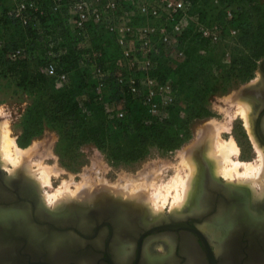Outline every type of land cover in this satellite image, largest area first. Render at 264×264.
<instances>
[{
  "label": "trees",
  "instance_id": "1",
  "mask_svg": "<svg viewBox=\"0 0 264 264\" xmlns=\"http://www.w3.org/2000/svg\"><path fill=\"white\" fill-rule=\"evenodd\" d=\"M241 1L245 6H235V0H216V3L214 0H191L192 13L197 14L201 21L199 5L211 3L218 7L216 23L224 33L226 26L231 25L234 29L244 27L253 14L258 16L261 0ZM227 9H230L232 14L230 21L226 20ZM54 22H57L60 28L53 27ZM0 24L2 27H8L10 24L19 23L9 19L1 11ZM263 25H257L253 31L243 30L239 39L231 42L227 70L224 75L213 77L210 82L202 80V74L206 68L210 69V65L219 64L222 54L218 51V43L201 38L190 26L181 38V46L185 52L184 61L174 67L159 64L152 72V76L160 81L171 78L174 93L181 90L185 94H193L196 102L188 117L180 118L175 111H170L168 117L163 119L146 116L145 108L129 93L123 91L127 115L125 120H116L87 92L89 88L94 90L96 80L90 83L81 75L78 83L74 82L72 77L75 72L81 69L84 75L83 70L86 67L79 64L84 52L76 48L78 39L71 36L61 18L50 16L42 21V27H46L43 38L47 41L54 40L56 33H61L63 37L66 54L55 61L57 71L68 76V83L62 88H51L47 92L49 83L43 73L29 71L26 62L22 60L23 56L9 59L6 57V51L0 50V69L17 77L20 88L38 92L44 89V92H41L44 99L34 103L26 111L17 144L25 148L32 139L40 136L44 128L50 129L57 133L55 150L61 165L65 167L75 164L78 156L80 157L77 151L86 145L101 150L110 162L145 161L149 156V148H156L161 152L175 151L191 138L194 120L210 116L206 107L208 96L227 92L230 83L238 85L252 79L258 62L264 58ZM22 28L25 39H35L39 36L37 30ZM48 36L51 39H48ZM90 41V48L86 49V52H100L99 65L103 66L110 50H113L115 59L119 58L120 50L114 39L94 36ZM89 55L91 57L92 54ZM106 85L119 89L114 82V73L106 77Z\"/></svg>",
  "mask_w": 264,
  "mask_h": 264
},
{
  "label": "rangeland",
  "instance_id": "2",
  "mask_svg": "<svg viewBox=\"0 0 264 264\" xmlns=\"http://www.w3.org/2000/svg\"><path fill=\"white\" fill-rule=\"evenodd\" d=\"M236 5L245 6L241 0H235V6ZM198 10L201 13V21L198 18L199 24L210 26L212 23L218 22V7H214L211 3H206L204 5H199ZM192 14L197 15L195 13ZM257 14L258 16H254L253 14V16L247 20L244 27H237L234 29L231 25L226 26V29L224 30V34L226 35L221 42H217L218 51L222 54L220 62L217 65H210V69L206 68L205 72L202 74V80L204 79L210 82L213 77L218 78L224 75L230 60L229 50L232 45L231 42L235 39H239L243 30L248 29L249 31H253L257 25L264 24V0H261V3H259ZM52 25L53 27H59L57 22H54ZM191 26L197 32L198 26H195L194 24ZM45 28L46 27H42L41 24L40 28L37 30V33L39 34L38 37L35 39H25L23 28L20 24H10L8 27H2L0 24V50H5L6 57L11 59L10 54L14 49L18 47L25 48L22 60L26 62L29 71H39L46 76L49 83L48 88L46 89H48L47 92H49V89H59L62 88L63 85L55 78H51L46 74V65L50 61H56L62 58L66 54V49L63 44L64 41L61 33H56L54 40L47 41L44 39ZM233 30L236 31L234 35L230 33ZM75 46L76 48L80 47L79 49L84 52L83 55L88 54L85 49L86 45L79 46L76 43ZM113 53V50H110L108 53L109 56L103 62V67L107 76L119 71V67L117 66L118 59H115ZM80 70L75 72L72 77L75 83H78L81 75L82 77L87 78L90 83L92 81L94 82L95 75L92 67H86L83 70L84 75ZM259 76L260 74L256 68L252 79L249 81L238 85L230 83L227 92L222 94L215 93L208 96L206 107L210 112V116L194 120L191 129V138L179 149L172 152H161L156 148H149V156L142 162H110L101 150H98L91 145H86L77 151L80 154V157L78 156L75 164L71 167L62 166L55 150V144L58 141L57 133L47 128H44L40 136L32 139L25 148L20 147L17 144V139L21 134L23 118L30 106L37 101H42L44 99V96L41 93L44 92V89L40 92L28 88L22 89L18 86L17 77L9 72H4L2 69H0V123H6L7 129L11 134L10 137L19 149L30 151L29 161L35 165V169H37L40 164L41 166L53 170L51 187H37L40 197L43 200L45 197L44 194L55 193L56 190L63 186L64 182L71 184V187L74 190L77 189L76 185L80 186V188L83 184L89 185L88 192L91 194V198L96 193L99 194L105 192L118 198L115 196L117 194H115L112 185L115 186L116 183H122L127 177L134 179L138 178L137 184L139 185V183L141 184L142 182V186H144L147 181L148 183L154 182L155 188L162 185L164 186L163 192L165 193V189L168 187L166 185L172 182V180L175 179V176L177 177V175H179L185 178L188 175V168L184 166L185 163H183V157L187 156L188 152L195 150L194 148L198 147L203 140L204 147H206L205 142L208 139L205 138L206 134H204V132L206 131L207 133L210 125L214 123H221V125L227 124V128L229 127L227 131L223 130L224 132L221 133V138L223 141L233 140L238 146L239 153L232 158L234 161L237 160L243 164H261V156L257 151L258 149L255 148L256 145L252 140L251 131L248 130L245 119L236 114V111L239 108L238 102H246L245 99H240V90L245 85L257 81ZM87 92L95 97V101L99 103L102 108L111 115V117H114L116 120H125L127 115V105L125 102V94L121 89H114L111 85H106L99 93H96V91L91 88L87 89ZM172 98V103L168 109L166 117H168L170 111H175L180 118H187L195 106L196 98H194L192 93L185 94L181 90L175 93L173 92ZM145 115L147 116V113ZM248 136L250 137V140ZM251 142L254 145L257 156L252 152L253 149L252 144H250ZM192 147L194 148L192 149ZM194 153H192V155H195V159L197 155ZM14 167L15 166L13 165H9L10 169H13ZM3 170H5L3 171L4 174L10 175V172L7 169ZM144 171H147L148 173L146 182L141 178V175L142 177L144 175ZM240 171L244 172V168H241ZM151 173L154 175H149ZM222 178L223 177H221V179ZM101 180L104 182L102 183ZM235 181L237 182V180ZM106 182L107 184H105ZM125 182L126 181H124L123 184ZM132 185L135 187L134 185L136 184ZM133 187H130V190L134 189ZM153 189L154 187L150 188V190ZM85 192L87 193L86 190ZM174 195L175 191L173 190L168 197V201L164 206L163 211L158 213V215L161 213H167V211H174L171 206L173 204ZM125 199V197L122 198L123 201ZM43 200L42 202H45L44 205L46 204L45 206L47 208L52 209V206ZM145 207L147 206L145 205Z\"/></svg>",
  "mask_w": 264,
  "mask_h": 264
},
{
  "label": "flooded vegetation",
  "instance_id": "3",
  "mask_svg": "<svg viewBox=\"0 0 264 264\" xmlns=\"http://www.w3.org/2000/svg\"><path fill=\"white\" fill-rule=\"evenodd\" d=\"M262 71L261 80H264V65ZM250 105L252 133L264 149V101L256 100ZM252 149L257 156L253 144ZM202 151L195 158L198 170L184 209L153 217L145 208L143 215L137 213L136 218L126 210L117 213L116 226L100 228L94 249L87 246L90 250L87 257L93 255L95 259L90 257L80 264H163L165 260L169 264H186L189 250L201 258L200 264H264V197L258 199L257 186L252 188L221 179ZM0 168L3 170L1 164ZM204 228H211L214 238ZM52 247L53 250L47 249L53 260L49 264H66ZM226 249L230 251L228 256L218 253ZM0 258L4 264H16L8 263L12 259L9 251Z\"/></svg>",
  "mask_w": 264,
  "mask_h": 264
},
{
  "label": "built area",
  "instance_id": "4",
  "mask_svg": "<svg viewBox=\"0 0 264 264\" xmlns=\"http://www.w3.org/2000/svg\"><path fill=\"white\" fill-rule=\"evenodd\" d=\"M6 1L11 3L7 16L24 28L38 30L43 20L56 15L71 36L78 39L77 45H86L85 49L90 48L94 36L114 39L120 50L119 71L114 73L116 86L137 100L147 116L161 119L167 116L174 90L170 79L160 81L152 76L155 68L159 64L174 67L184 61L181 38L192 24L198 26L197 33L203 39L217 43L224 36L219 24L198 23L199 17L192 14L191 0H0V9ZM231 19L227 9L226 20ZM230 33L234 35L236 31ZM24 52L19 47L10 58H20ZM90 53L82 55L79 64L93 68L94 90L99 93L105 87L107 74L98 63L101 53ZM57 70L55 61L47 63L46 74L66 85L67 74Z\"/></svg>",
  "mask_w": 264,
  "mask_h": 264
},
{
  "label": "bare ground",
  "instance_id": "5",
  "mask_svg": "<svg viewBox=\"0 0 264 264\" xmlns=\"http://www.w3.org/2000/svg\"><path fill=\"white\" fill-rule=\"evenodd\" d=\"M238 106L239 108L236 111V114L242 116L245 119L248 130L251 131L250 133L252 136V140L254 144L256 145L255 148L258 149L257 151L261 156L260 165L243 164L237 160L234 161L232 158L234 156H237L239 153L238 146L233 140L223 141V139L221 138V133L224 132L223 130L227 131L229 127L227 128L226 126L227 124L221 125V123L220 124L214 123L210 125L207 133L206 131L204 132V134H206L205 138L208 139V140L206 139L207 141L205 142L206 147H204V143H203L204 140H203V142L198 145L200 146L199 149L190 151L187 153V156L183 157L184 158L183 163H185L184 166L188 168V175L185 177L186 179L179 175H177V177L175 176V179H173L172 182L166 185L168 187L165 189L166 190L165 193L163 192L164 186L159 185L157 188H155L154 182L148 183L147 181L148 173L147 171H144L143 177L141 175V178H143L145 182L147 181L144 186L141 185L142 182L141 184L138 182L139 185L137 184L138 178L134 179L131 177L125 178V180H123V182L126 181L124 184L123 182L122 183L119 182V183H116L115 186L112 185L115 191V194H117L115 196H117L118 198L113 197L110 193H107V192L99 193V194L96 193L91 198V194H89L88 192L89 185L83 184L81 188L80 186L76 185L77 189L74 190L71 187V184L64 182L63 186H61L58 190H56L55 193L47 194L45 192L46 193L44 194L45 197L43 196L44 200L49 205L52 206V211H53V210H59L64 207H67L71 205L72 203L88 205L92 202L100 200V196L102 194H106L115 200H118L123 203L125 202L128 204H131L130 207H128L125 210L127 211L128 215L133 218H136L135 215L137 213L138 214L142 213L143 215L144 208L146 209V211L148 209L147 213L149 214L150 217L151 216L153 217V216L158 215V213H160L161 211H163V208L168 201V197L171 191L174 190L175 195L173 198V204L171 205L172 210L180 211L189 202V198H190V195L193 189L194 179L196 177L195 174L198 170L196 160L194 159V156L192 155V153L195 152L194 154L197 155L198 153H200V151H202V149L204 151L203 153L205 154V157L208 159V162L212 164L214 173L217 176L223 177L229 182H233L237 180L238 182L237 184L251 186L252 188H255L257 186V188H259V191H257L258 192L257 197L260 200L262 197H264V149L259 147V145L257 144L258 142L256 141L252 133V128L250 125V111L252 107L250 103L248 101L238 102ZM10 135L11 134L9 130L7 129L6 123H0V164L3 167V169H7L10 172V175L8 176L9 177L11 176L17 177L19 175H21L22 177L24 176L25 178L31 179L36 185V188L37 187L43 188L46 186L51 187L53 170L50 168L41 166L40 164H39V167L35 169L34 168L35 165L31 161H29L30 151L19 149L15 145V142L10 137ZM9 165H13L15 167L13 169H10ZM241 168L242 169L244 168V172L240 171ZM149 175L153 176L154 174L151 173ZM101 182L103 183L104 181L101 180ZM105 184H107V182ZM132 184H136L134 185L135 187H133ZM130 187H133L134 189L130 190ZM152 187H154V189L150 190V188ZM85 190L87 191V193L85 192ZM123 197L126 198L124 201L122 200ZM77 200H80V201H77ZM145 205L147 207H145ZM23 216L24 215H22L21 213H15L10 210H5V211L1 210L0 211V225L5 226L8 224V222H15L17 224V228H19L20 226L29 227L28 225H25L21 221ZM20 222L22 225L20 224ZM204 230L206 231V233H208V235H212V237L214 238V235L212 232L213 230L211 228L210 230H207L204 228ZM26 232L30 233L28 237L33 238L35 237V235H37L38 231L34 228V226L32 227L30 225V227L28 228ZM0 244H1V240H0ZM2 248L4 249V247ZM2 248H0V255H2L3 257L4 253L8 252V250L7 251L5 250L4 252ZM52 248L53 247L50 246L47 249L51 250ZM124 250H126V247ZM218 253L222 256L224 255L225 257L230 254V251L227 249L225 251L218 250ZM186 256H187L186 258L187 261L185 262L186 264H200L201 258H199V256L193 250H189L188 252L186 251ZM146 258L149 260V255H147ZM12 261L13 260L11 259L10 261H8V263ZM0 264H4V263L0 262ZM163 264H169L168 260L163 261Z\"/></svg>",
  "mask_w": 264,
  "mask_h": 264
},
{
  "label": "water",
  "instance_id": "6",
  "mask_svg": "<svg viewBox=\"0 0 264 264\" xmlns=\"http://www.w3.org/2000/svg\"><path fill=\"white\" fill-rule=\"evenodd\" d=\"M262 65L264 59L258 63L260 80L242 87L239 92L240 99L250 103L264 101ZM130 205L102 194L100 200L88 205L72 203L52 211L42 202L31 179L21 175L9 177L0 168V211L21 213L24 215L23 222H29L28 226L32 224L38 231L35 237L30 238V233L26 232L28 227L17 228L15 222L0 225V247L9 251L13 263L16 264H49L53 260L47 252L48 246H54L66 264H80L90 257L94 260L95 256L87 257V254L90 247L94 249L100 228L112 224L115 227L117 213L123 212Z\"/></svg>",
  "mask_w": 264,
  "mask_h": 264
},
{
  "label": "crops",
  "instance_id": "7",
  "mask_svg": "<svg viewBox=\"0 0 264 264\" xmlns=\"http://www.w3.org/2000/svg\"><path fill=\"white\" fill-rule=\"evenodd\" d=\"M11 6L10 1H7L3 7L1 8L0 12L3 11V14L5 16H7V14L9 13V7ZM8 17V16H7ZM9 19L13 20L11 17H8ZM14 21V20H13Z\"/></svg>",
  "mask_w": 264,
  "mask_h": 264
}]
</instances>
